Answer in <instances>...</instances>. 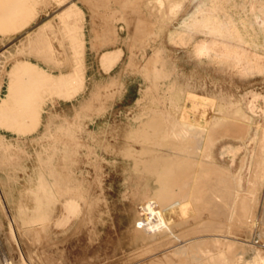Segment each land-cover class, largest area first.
Segmentation results:
<instances>
[{
    "label": "rangeland",
    "instance_id": "374dc122",
    "mask_svg": "<svg viewBox=\"0 0 264 264\" xmlns=\"http://www.w3.org/2000/svg\"><path fill=\"white\" fill-rule=\"evenodd\" d=\"M71 1H75L80 7L79 17L82 18L78 24L82 26L84 39L83 89L71 98H67L54 89L44 88L39 94L41 110L39 121L32 131L17 133L12 129L0 127V136L12 142L16 138L23 141L25 151L32 156L27 158L22 155L19 165L0 166V264H147L148 262L160 264L162 261L164 264H169L168 261L170 264L175 261L174 264H249V251L246 249L252 248L251 242L257 241L264 230V133L262 132L264 120L261 121L264 116V99L260 97L256 101L255 120H260L262 124L259 125L257 142L247 173L242 172L241 160L245 152L244 148L237 152L232 164L228 155L220 157L218 154L222 145L227 143L237 145V141L228 138L216 144L217 160L230 165L233 169L236 168L230 173L227 166L218 165L210 157L209 147L211 148L214 142L209 128L210 123L204 129L205 124L196 123L195 127L192 125L194 123L180 119L181 113L178 110L184 105L189 108L190 102L176 95L171 77L160 76L162 74L160 60L164 57H160L162 55L160 49L163 46L166 56L176 64L175 78L179 82H190L196 86V92L199 94L206 92L232 94V99L242 108L244 101L250 99L248 97L250 91L264 95V76L241 77L234 71L207 61L199 62L191 55L190 47H181L169 41L170 29L176 26L178 18L193 9L196 1L137 0V3L129 0L126 8L124 4L127 2L122 4V0L121 3L117 2L118 0H26V16L23 19L20 18L15 22L0 21V81L2 80L0 96L6 92L7 72L12 65H23V59L30 60L41 69L42 75L48 78L69 73L71 64L69 42L64 26L56 14ZM0 3L11 6L17 3L20 12L24 8L22 0H0ZM121 4L125 9L119 6ZM112 13L114 19L110 17ZM121 13L122 16L119 17ZM43 26H47V31H43L45 28ZM36 29L33 36L35 38L29 37L27 40L26 34ZM100 30L107 36L114 34L117 39L112 43L114 45H109L107 49L122 48L119 60L108 70L99 64L100 51L90 47V36L101 33ZM44 32L47 33L46 36ZM47 35L50 36L48 40L60 61H56L50 51L38 48L49 46ZM134 36L142 42H139L140 45L135 48L134 46L129 48L130 43L135 39L130 41L129 45L128 41L127 43L125 41L127 37L134 38ZM158 46L160 47L157 48ZM154 49H159L158 57L157 50ZM154 54L157 60H153ZM130 57L137 67H142L147 60L146 65H143L147 66V69L152 64L151 60L154 61L155 69L152 64L153 68L151 66V71L149 69L148 72L152 74L153 69V77L158 72L161 73L155 78L156 87L149 82L147 85L137 70L127 65ZM110 76L119 78V86L101 89L100 100L104 109L99 110L100 112L84 113L87 117L83 114L79 122L83 130L80 137L87 139L89 143L90 139L86 132H92L94 140L89 144L92 143L95 154L101 158L96 162L93 156H87L85 148H81L80 159L73 166L78 174L73 182L81 186L85 197L88 195L90 208L84 212L83 204L80 202V209L72 213L57 204L53 219L46 230L30 233V228L23 226L17 220V216L15 217L17 209L14 203L21 198L20 195L25 197L28 206H32L33 203L26 196L25 189L31 186L29 179L36 165L34 153L35 150H41V145L37 141H31V138L40 136L50 114H57V121L64 117H73L75 108L88 98L92 88L102 87ZM158 78L162 81H157ZM162 82L163 84L160 85ZM166 83L170 85L167 86ZM168 88H172L170 93ZM207 111L210 109L207 108ZM243 114L245 113L241 114L242 119H245L246 122L243 121L248 127L251 122ZM153 117L160 122L158 127L154 131L145 130L142 126L144 121ZM177 120L180 125L175 123ZM229 120L239 122L240 119L231 117ZM166 121H169V125ZM173 123L174 129H172ZM161 126L166 127L165 131L169 130L170 135L164 133ZM243 134L245 135L244 132ZM158 135L163 137L160 138ZM210 135L212 144L209 142ZM244 135L241 134V137ZM153 139L154 143L157 140L155 144ZM43 144H46V140ZM153 159L157 162H173L177 170L176 176H179L178 172L182 167L185 171L187 167V173L184 172L186 174L182 178L180 176L184 181L180 183L171 179L170 185L178 194L179 189H182L183 193L181 192L178 197L180 199L192 195L189 199L192 200L190 202L193 212L183 220L178 213H166V218L170 220L169 228L152 240L143 242L137 240V242L131 240L129 233L139 225L140 213L137 207L141 201L140 196L155 195L158 186L156 174L159 171L155 172L149 166L150 163L155 162ZM96 164L98 167H95ZM191 187H194V190ZM188 190L192 194L188 193ZM202 192L204 193L201 194ZM197 196L202 204L194 200ZM81 218L82 221H79ZM260 248L264 251V244Z\"/></svg>",
    "mask_w": 264,
    "mask_h": 264
},
{
    "label": "bare ground",
    "instance_id": "6f19581e",
    "mask_svg": "<svg viewBox=\"0 0 264 264\" xmlns=\"http://www.w3.org/2000/svg\"><path fill=\"white\" fill-rule=\"evenodd\" d=\"M22 1L24 3L23 4L24 8L22 12L19 11L18 9L19 4L17 3H15L12 6L8 4L0 3V21L15 22L20 18L23 19L26 16L25 14L26 0H22ZM128 1L129 0H122V4H124V2H127L124 5L129 4ZM133 1H137V0H133ZM191 1H196V3L193 6V9L190 12L186 13L184 16L177 19L176 26L170 29L168 33L169 41L181 47H190L191 55L199 62L207 61L211 64H215L217 66L223 67L226 70L234 71L236 74H238L241 77L248 78L256 75L264 76V0H239V1L238 0H191ZM117 2H120V0H118ZM122 4L119 6L122 7L123 9L124 5L122 6ZM31 7L33 8V6ZM119 11L124 13V11L122 10ZM79 13H80V7L75 3V1H71L68 5H65L63 8H61V10L56 14L59 21L64 26L66 32V38L68 39L69 42V50H70L69 61H71L69 73L61 76H54L53 78H48L42 75L41 69L36 65L32 64L31 61L28 59H23V63H22L23 65L20 66L12 65L11 69L7 72L8 82L6 86V92L4 93L3 96H0V127L12 129L17 133H26L32 131L35 125L37 124V122L39 121V117L41 113V110L39 109L40 107L39 94L40 91H42V89L44 88L54 89L57 93H60L61 95L67 98H71L73 95L77 94L83 89L82 56H83V48H84V39H83L82 26L78 24V22L82 20V18L79 17L80 16ZM94 13L96 12L94 11ZM122 13L119 15V17L122 16ZM125 14H127V12ZM110 17L114 19L115 16L113 17V13H112ZM49 23H46L47 26H49ZM47 26L46 27L43 26L45 27L43 28V31H47L46 29ZM138 26L141 27V25L139 24ZM138 26L137 29L140 30ZM93 27L95 28V26ZM40 29L38 27V30ZM36 31L37 29L32 32H28L26 34L27 40L29 37L30 39H32ZM91 31L93 32L94 30L92 29ZM100 32L101 33L98 34L94 32L97 35L95 34L93 37L90 36V47L93 50L100 51L98 54L99 64L104 69L108 70L119 60L122 54V48L107 49L109 45H114L112 43L113 42L115 43L117 39L115 38V35L113 34L112 30H111V33L113 34L112 36L110 35L107 36V34L105 35V33L103 34V31L101 30ZM44 34L46 36L47 33L44 32ZM36 37L38 36L36 35ZM49 37L50 36L47 35V40ZM127 41H128V45L130 41L134 43V44L130 43L131 45L129 48L131 47L133 48V46L135 48L138 44L140 45L139 42H142V41H138L137 37L135 36L134 38L127 37L125 42L127 43ZM38 42L41 41L38 40ZM125 42L123 41V43ZM159 47L160 46H158L157 48ZM38 48L48 52L50 51L51 56L54 59H56V61H60L59 59H57L56 51L50 42L48 47L45 46ZM156 50H155L157 53L156 56L158 57V54H160L158 53L159 49ZM160 50L162 54L160 55V57L161 56L164 57L160 60L162 65L160 70L162 71L161 72L162 74L160 72H158V74L159 75L161 74L160 76L162 75L166 77L168 76V78L171 77L173 79L172 87L176 88L175 89L176 92L174 91L176 95L184 98L187 102H190L189 108H187V106L184 105L181 106L180 110L177 109L181 113V114L179 113L181 115L180 119L182 120L184 119L186 121H190L191 123H194L192 125H195L196 123H198V125L199 123L205 124L204 129L206 125L210 123V127H209L210 132L214 137V142H212L213 143L212 144L211 141L213 140H211L212 138H210L211 135L209 136L210 138L209 142L210 144H212V146L210 145L211 148L209 147L210 157L218 165L227 166L228 172L230 173L234 172L236 168L233 169L230 165L220 163L217 160L216 157L217 153H215V148L217 146L216 145L217 142L220 140L225 141L226 139L229 138L237 141L238 143L237 145L231 143L222 145L218 154L220 157H223L224 155H228L230 157V164H232L234 160V156L241 148H244L245 152L241 160V162H243L242 172L247 173L250 167V162L254 151V147L257 142L259 125L261 121L264 120V116L261 119V121L255 120V115H256L255 109L257 108L256 101L260 97L264 99V95H261L256 91H250L248 94V97H250V99L248 98L247 100L244 101V106L242 108L237 101L232 99V94H222V93L207 94V92L206 94H199L196 92V86L190 84V82L188 81L181 83L175 78L177 74L176 64L166 56L165 49L163 48V46H161ZM131 54L133 53L131 52ZM155 54L154 56L151 55L154 58L153 60L155 59L157 60ZM25 55L27 54L25 53ZM153 60H151V63L154 65ZM148 62L150 64V61ZM146 63L147 60L143 65H146ZM152 64L150 65L152 66ZM127 65L131 66V68L132 67L135 68L139 76H141V78L145 83H147V85L149 82V84L152 83L155 84V87L157 86L155 78L157 77L158 74H156L155 72L156 76L153 77L152 74L154 73L153 72L154 70L152 69V74L148 72L151 66L150 68L148 67L149 69H147V66L144 67L143 65L142 67H137L134 64L132 57L129 58ZM155 67L156 64L154 65V69ZM162 79L164 81V77H162ZM158 80H161V78H158L157 81ZM106 83H104L102 87L94 86L92 88L88 98L81 101L79 103L78 108H75V113L73 117L71 118L64 117L62 120L57 121L58 115L50 114L47 117L46 122L44 123L43 132L40 134V136H38L37 138L34 137L31 138V141L33 142L37 141L41 145V150L40 151L35 150L34 153L36 165L35 167H33L32 174L29 179V183L31 184V186L25 189V193L27 194L26 196H28V198H30L33 201V203L32 206H28L26 204L27 201L25 202L24 200L25 197L20 195L19 192L18 194L21 196V198L14 203L17 209L15 217L17 216V220L20 221V223L23 226H25L26 228H30L29 229L30 233H36L37 230H41V231L46 230L48 225L51 223V220L53 219L57 204H60L68 212H72V213L80 209L81 207L80 202L83 204L84 212L90 208V201L87 198L88 195L86 194L87 197H85L84 190L80 188L81 186L79 187L73 182L75 180L74 177H76L77 174V171L73 169V166L76 165V163H78L77 162L78 159H80L79 149L81 148H85L87 151V156L88 155L93 156L96 162H99V160L101 159L100 156L95 154V151L93 150L94 147L91 145L94 140V134L92 132H86L90 139V142H92L91 144H89L90 142L87 143L88 141L87 139L84 140L80 137V134L83 132V130L79 122L81 120V116L84 113L89 111L97 112L99 110L104 109L100 100V97L102 96L101 89L102 88L106 89V87L108 88L110 86L111 87L119 86V78L117 76H110L107 79ZM161 84H163V82L160 83V85ZM166 85L169 86L170 84L166 83ZM163 86L165 87V85ZM96 87L99 88L96 89ZM153 90H154V85H153ZM168 90L170 93V90H172V88L171 89L168 88ZM178 108H180V106H178ZM207 108H209L211 112L207 111ZM242 113H245V115L243 114L244 117L245 118L247 117L249 122H251L250 126L247 127L246 124L244 123L245 119H242L243 118L241 115ZM223 116L230 118L233 117L234 119L238 118L242 120V122H240V120L239 122L231 121L229 120L230 118H224ZM85 117L87 116L85 115ZM166 122H168L169 125V121ZM159 123L160 122L153 117L151 119L145 120L144 125L142 126L143 128H145V130L151 129L154 131L155 128L158 127L157 125H159ZM175 123L178 125L181 124L178 123V120ZM170 125L172 126V124ZM173 127H175V124L174 126H172V129H174ZM161 128L163 127L161 126ZM165 128H163L164 133L167 132L166 134H168L169 130L165 131ZM200 128L198 130H200ZM206 129L208 130V127ZM243 132L245 133V135L243 134ZM262 132L264 133V131ZM241 134L244 136L241 137ZM160 136L158 135V137ZM166 137H168V135H166ZM45 140H46V144H43V141ZM155 143L153 139V144ZM161 144L162 146L164 145L163 142H161ZM24 146H23V141L19 140L18 138L14 139V141L12 142L10 140L5 139L3 136H0V156H1L0 166L3 167L4 165L7 164L8 165L11 164L12 166L19 165L21 163L20 159L22 155H25V157L27 158L32 157L29 153L25 151ZM141 151L143 152V150ZM96 166L98 167L97 164L95 165V167ZM142 166H144V164H142ZM149 166L155 172L159 171L156 174L158 179V186L156 187L155 195L153 196L144 195L141 192L143 195L140 196L141 201L139 200L140 204L139 207H137V211L140 213L139 221H138L139 225L136 226V228H134L131 233H129L130 238L131 240L133 239V241L139 240L143 242V241L152 240L156 236L162 234L166 229H168L170 226V220L166 218V213H170V212L178 213L181 219L183 220V218L185 217L187 218V216L193 212L192 204L190 202L192 201L190 200L192 195L191 196L188 195L190 197L186 199H180L178 197H180L179 194H181L182 189H179V194H178L176 193V191H173L174 187L173 190L171 189V185H170L171 179L177 180L180 183L184 181L181 178L183 177V175L187 173V167H185L186 169L185 171L183 170L184 168L181 166L182 168L180 172H178L180 174L179 176H176L177 170L173 162L169 163L166 161H161V162L155 161L150 163ZM189 171L190 169L188 170V172ZM191 188H193L194 190V187ZM188 193L191 192L189 191ZM194 193L196 194V192ZM203 193L204 192H202L201 194ZM204 195H202V197ZM133 196L135 197V195ZM31 200L30 202H32ZM194 200L202 204V201H200L199 196H197L196 199L194 198ZM193 207L195 209V205ZM200 211H201V205H200ZM154 219H156V221H154ZM84 220L85 219H83V222ZM79 221H82V218ZM89 223H91V221H89ZM38 232L40 233V231ZM251 243H252V248L250 250L246 249V251H249V256L248 254H246L250 259L249 264H264V251L260 248L261 245L264 244V230H262L259 239L257 241L256 240L252 241ZM243 249L244 247L242 248V250ZM168 262L170 264V261ZM181 262L182 261H180V263ZM152 263L148 262L147 264H152ZM160 264H164V262L162 261V263Z\"/></svg>",
    "mask_w": 264,
    "mask_h": 264
}]
</instances>
